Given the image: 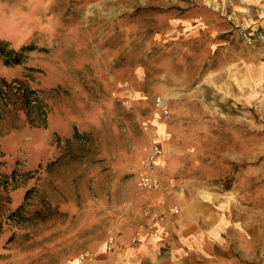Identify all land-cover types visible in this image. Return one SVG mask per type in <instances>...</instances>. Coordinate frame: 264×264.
Instances as JSON below:
<instances>
[{"label": "rangeland", "instance_id": "1", "mask_svg": "<svg viewBox=\"0 0 264 264\" xmlns=\"http://www.w3.org/2000/svg\"><path fill=\"white\" fill-rule=\"evenodd\" d=\"M0 40V264H264V0H0Z\"/></svg>", "mask_w": 264, "mask_h": 264}, {"label": "crops", "instance_id": "2", "mask_svg": "<svg viewBox=\"0 0 264 264\" xmlns=\"http://www.w3.org/2000/svg\"><path fill=\"white\" fill-rule=\"evenodd\" d=\"M161 229L160 231L164 234L168 227L164 229V226H161ZM176 240L178 239L173 242L166 241L169 252L168 255L163 256L158 252L159 246H155L149 235L142 237L136 244L129 243L128 237H121L119 239L120 246L108 256V262L110 264H183L186 258H183L182 254L178 252L180 251V244ZM162 241L157 240L160 243ZM164 244L162 247L165 246Z\"/></svg>", "mask_w": 264, "mask_h": 264}, {"label": "built area", "instance_id": "3", "mask_svg": "<svg viewBox=\"0 0 264 264\" xmlns=\"http://www.w3.org/2000/svg\"><path fill=\"white\" fill-rule=\"evenodd\" d=\"M160 153L159 148L156 145H152L149 153V162L152 161L153 157ZM139 185L142 188H156L158 186V181L153 178L149 172L140 174ZM156 236V235H155ZM106 246L104 252L110 253L116 248V241L113 236H109L106 239ZM100 254H95L90 251H83L77 254L73 264H101V259H99Z\"/></svg>", "mask_w": 264, "mask_h": 264}, {"label": "trees", "instance_id": "4", "mask_svg": "<svg viewBox=\"0 0 264 264\" xmlns=\"http://www.w3.org/2000/svg\"><path fill=\"white\" fill-rule=\"evenodd\" d=\"M32 49L30 47H22L15 50L10 47L8 42L0 40V59L5 66L19 65L25 60V52L31 51ZM16 211L13 213H16Z\"/></svg>", "mask_w": 264, "mask_h": 264}]
</instances>
